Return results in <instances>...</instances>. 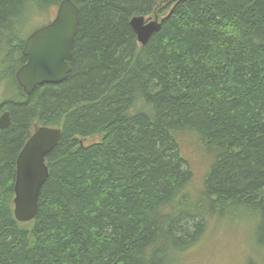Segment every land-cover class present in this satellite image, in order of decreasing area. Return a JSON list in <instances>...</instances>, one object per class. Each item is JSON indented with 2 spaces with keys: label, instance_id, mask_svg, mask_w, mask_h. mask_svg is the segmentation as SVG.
I'll return each instance as SVG.
<instances>
[{
  "label": "trees",
  "instance_id": "obj_1",
  "mask_svg": "<svg viewBox=\"0 0 264 264\" xmlns=\"http://www.w3.org/2000/svg\"><path fill=\"white\" fill-rule=\"evenodd\" d=\"M60 1L0 0V264H176L209 216L248 222L251 254L264 252V0H71L70 70L25 94L16 28ZM153 13L166 17L140 45L129 21ZM35 125L61 134L20 223L16 158ZM184 131L213 154L198 197Z\"/></svg>",
  "mask_w": 264,
  "mask_h": 264
},
{
  "label": "water",
  "instance_id": "obj_2",
  "mask_svg": "<svg viewBox=\"0 0 264 264\" xmlns=\"http://www.w3.org/2000/svg\"><path fill=\"white\" fill-rule=\"evenodd\" d=\"M165 17L146 20L143 15L133 16L129 24L137 43L145 45ZM78 23L77 5L71 0H61L53 18L25 38L21 50L25 61L15 72L16 82L25 94L38 85L66 78ZM9 125V111L5 110L0 115V129ZM60 134V128L35 125L18 153L12 202L14 218L20 223L31 221L37 213L40 190L49 175L46 156L57 145Z\"/></svg>",
  "mask_w": 264,
  "mask_h": 264
},
{
  "label": "rangeland",
  "instance_id": "obj_3",
  "mask_svg": "<svg viewBox=\"0 0 264 264\" xmlns=\"http://www.w3.org/2000/svg\"><path fill=\"white\" fill-rule=\"evenodd\" d=\"M56 9L57 7H54L40 13L33 12L32 10L29 17L24 18L16 28V30L18 29L17 34H19V37L25 40L34 29L48 23L55 15ZM155 18L160 19L161 16L157 13L145 16L146 20ZM6 49H3V51ZM2 54L0 51V57ZM0 72H2L1 67ZM7 93L10 95L8 91L3 90V85H0V100L3 96L6 98ZM177 134L176 140L180 153L186 161V167L193 174L189 188L193 191L192 194L198 197L196 195L202 189L203 179L206 171L210 168L213 154L204 149L196 134L189 131ZM99 139V136H91L84 139L83 142L89 144ZM208 220L206 233L203 238L199 243L187 250L182 256L180 263L175 262L176 264H244L246 257L251 259H254L253 257L256 259L262 257L261 259H264V252L260 253L256 251L254 254H251V235L249 233L246 237L243 232L245 230L249 231L248 222H240L238 220V222L227 223L226 219L220 220L219 218L210 216Z\"/></svg>",
  "mask_w": 264,
  "mask_h": 264
}]
</instances>
